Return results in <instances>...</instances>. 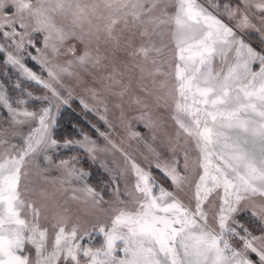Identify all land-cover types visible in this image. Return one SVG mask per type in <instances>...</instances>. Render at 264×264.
<instances>
[{"label": "snow or ice", "instance_id": "obj_1", "mask_svg": "<svg viewBox=\"0 0 264 264\" xmlns=\"http://www.w3.org/2000/svg\"><path fill=\"white\" fill-rule=\"evenodd\" d=\"M242 3L245 11L238 27H254L249 7L264 19V0ZM167 7L165 0H0V57L51 93L36 97L16 83L17 94L12 96L0 84V107L7 112L13 136L20 138L19 144L0 140V264H264V229L254 234L238 218L249 212L264 224V203L250 207L243 203L256 197L264 200V51L247 44L217 15L223 7L232 19L239 8L219 0H174L171 14ZM57 16L70 19L73 30L58 27ZM30 24L35 25L31 31ZM164 25L170 26L175 62L167 73L156 58L167 45L158 47L153 39L163 35ZM85 26L88 35L102 33L112 40L118 33L138 31L141 43L131 54L141 58V73L173 77L171 87L161 81L165 91L156 99L165 107L171 101L177 139L183 135L184 143H192L197 160L190 167L185 151L182 170L179 158L157 162L168 187L151 168L145 170L122 153L134 177L132 187L123 192L114 188V201L105 202L84 182L88 174L75 167V150L91 154L95 141L82 132L57 136V115L67 101L23 61H36L58 84V74L30 49L41 52L51 47L59 53L67 41L84 44ZM40 34L43 49L37 45ZM67 50L79 65L92 59L87 48L77 55L76 43ZM72 64L69 61L60 71L68 73ZM33 99L46 103L30 109ZM99 134L107 139L105 133ZM58 151L73 154L57 160ZM41 162L44 171L64 174L61 188L79 182L71 199L87 206L85 215L103 211L108 217L107 223L93 226L102 237L99 246L81 243L92 233H82L63 205L49 207L28 198L26 168L29 164L40 168ZM188 187L191 195L186 202L178 193ZM40 196L50 199L46 191Z\"/></svg>", "mask_w": 264, "mask_h": 264}, {"label": "rangeland", "instance_id": "obj_2", "mask_svg": "<svg viewBox=\"0 0 264 264\" xmlns=\"http://www.w3.org/2000/svg\"><path fill=\"white\" fill-rule=\"evenodd\" d=\"M219 2L221 5L229 4L233 8H239V12L232 19L225 15L223 7L219 9L217 15L233 27L237 36L247 44L257 50L264 51V19L261 18V14L254 7H249L247 15L254 27L240 28L237 26V21L240 19L241 13L245 11L242 0H219ZM252 2L255 3V0ZM165 3L168 5V13L174 12V0H165ZM161 7L163 8L164 5ZM5 11L10 12L11 9H5ZM157 14H160L159 11ZM9 18L18 19L15 16ZM56 23L65 31H71L74 27L70 19L66 20L59 16L56 18ZM33 27L35 25L30 24L29 31ZM169 28L168 25L162 26L163 35L153 38L158 47L167 45L156 57L165 73L173 71L175 63L172 60L173 46L168 35ZM75 30L80 32L79 29ZM87 32L88 29L85 26L84 44H80L79 41H67L64 46L60 47L59 53H53L51 47L41 52L30 49L32 55L37 56L38 59L46 60V67L58 74V84L51 80L47 71L42 70L36 61L30 58H25L23 61L43 80L53 84L63 99L67 101L66 104L60 105L57 115L55 129L57 136H78L82 132L95 141V151L91 154L85 150H75L74 154L78 158L75 167L88 174L84 182L103 196L105 202L114 201V188L119 187L123 192L126 187H132L134 177L122 153L127 154L145 170L151 168L159 182L168 187L170 182L155 167L157 162L166 163L171 162L174 158H179L182 170L185 151L189 153L190 167H194L197 160V152L192 143L190 141L184 143L183 135L177 139L178 129L172 119L171 101L169 100L168 106L165 107L162 100L158 103L156 99L158 96H162L165 91V89H161V81L167 80L168 86L171 87L174 83L173 77H151L141 73L138 67L142 62L141 58L131 54L141 43L138 31L129 30L118 33V42L107 38L102 33L88 35ZM54 42L55 38L53 37L49 44ZM71 43H76L77 55L87 48L92 59L85 65L75 63V57L67 50ZM37 45L43 49L42 34L37 36ZM96 58H99L98 64L95 63ZM69 61L73 62L69 72H61L62 67H68ZM16 83H19L23 89L31 91L36 97L51 96L47 89L26 79L18 68L5 63L4 58L0 57V84H4L9 93L15 96L17 94L14 88ZM45 103L42 99H33L29 101L28 107L39 109ZM67 129H70L71 132L69 133ZM100 132L105 133L107 139L102 137ZM5 139L11 143H20V138L13 136V127L9 123L6 110L0 107V140ZM71 154L73 153L58 151L54 154V158L58 160ZM43 168L42 162L40 168L33 164H29L26 168L28 175L24 182L28 185V198L36 200L38 203H46L49 207L55 203L63 205L69 210L67 215L71 217V222L79 223L82 233L85 231L92 233L91 237L81 243H90L93 247L99 246L102 237L98 232L93 231V226L107 223L108 217L103 211H97L95 215H85L84 210L87 206L80 201L71 199L74 194L73 188L78 187L79 182L74 180L71 186L65 185L64 188H61L60 180L64 178V174L59 171L46 172ZM190 178L194 179L195 177L190 173ZM41 191H46L50 199L42 200ZM75 195L82 196V193L76 192ZM190 195V187L186 188L184 192L178 193V196L186 202ZM243 203L250 207L252 204L264 203V200L256 197L253 201ZM238 218L254 234H259L264 229V224L253 218L249 212H242ZM41 222L47 223L43 220ZM51 243L50 235L49 244ZM253 258L255 259V257Z\"/></svg>", "mask_w": 264, "mask_h": 264}, {"label": "trees", "instance_id": "obj_3", "mask_svg": "<svg viewBox=\"0 0 264 264\" xmlns=\"http://www.w3.org/2000/svg\"><path fill=\"white\" fill-rule=\"evenodd\" d=\"M62 117H63V116H62ZM67 131H68L69 133L71 132V130H70V129H69V130L67 129Z\"/></svg>", "mask_w": 264, "mask_h": 264}]
</instances>
